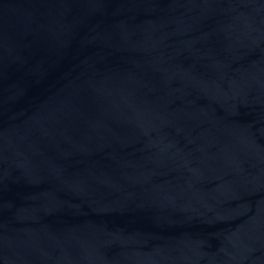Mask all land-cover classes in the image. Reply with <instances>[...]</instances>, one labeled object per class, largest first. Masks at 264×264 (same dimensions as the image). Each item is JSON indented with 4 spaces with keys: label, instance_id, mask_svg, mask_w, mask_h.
I'll return each instance as SVG.
<instances>
[{
    "label": "water",
    "instance_id": "95a60500",
    "mask_svg": "<svg viewBox=\"0 0 264 264\" xmlns=\"http://www.w3.org/2000/svg\"><path fill=\"white\" fill-rule=\"evenodd\" d=\"M0 264H264V0H0Z\"/></svg>",
    "mask_w": 264,
    "mask_h": 264
}]
</instances>
